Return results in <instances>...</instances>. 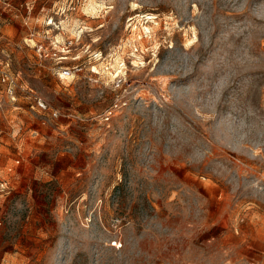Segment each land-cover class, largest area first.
Listing matches in <instances>:
<instances>
[{"label":"rangeland","instance_id":"rangeland-1","mask_svg":"<svg viewBox=\"0 0 264 264\" xmlns=\"http://www.w3.org/2000/svg\"><path fill=\"white\" fill-rule=\"evenodd\" d=\"M2 76L0 264H264V0H0Z\"/></svg>","mask_w":264,"mask_h":264},{"label":"built area","instance_id":"built-area-1","mask_svg":"<svg viewBox=\"0 0 264 264\" xmlns=\"http://www.w3.org/2000/svg\"><path fill=\"white\" fill-rule=\"evenodd\" d=\"M0 80H1L2 82H6V83H7V81H8V77H7V76H2ZM8 89H9L10 92L12 91V89H11L10 86H8ZM35 106H36V108H37L38 110H42V111H44V110H48L47 103H46L44 100H42L41 98H36V100H35ZM51 115H52L53 117H57L58 112H57L56 110H52V111H51Z\"/></svg>","mask_w":264,"mask_h":264},{"label":"bare ground","instance_id":"bare-ground-1","mask_svg":"<svg viewBox=\"0 0 264 264\" xmlns=\"http://www.w3.org/2000/svg\"><path fill=\"white\" fill-rule=\"evenodd\" d=\"M151 18V17H150Z\"/></svg>","mask_w":264,"mask_h":264}]
</instances>
